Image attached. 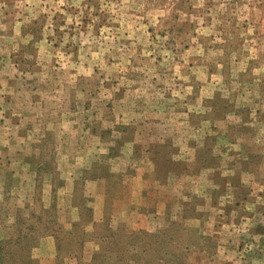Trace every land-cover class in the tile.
<instances>
[{
    "label": "rangeland",
    "instance_id": "obj_1",
    "mask_svg": "<svg viewBox=\"0 0 264 264\" xmlns=\"http://www.w3.org/2000/svg\"><path fill=\"white\" fill-rule=\"evenodd\" d=\"M78 222L113 264H264V0H0V264H90Z\"/></svg>",
    "mask_w": 264,
    "mask_h": 264
},
{
    "label": "trees",
    "instance_id": "obj_2",
    "mask_svg": "<svg viewBox=\"0 0 264 264\" xmlns=\"http://www.w3.org/2000/svg\"><path fill=\"white\" fill-rule=\"evenodd\" d=\"M209 167V166H207ZM100 178H103V177H100ZM89 213H82V218H86V217H89V215L91 214L90 211H88ZM90 218V217H89ZM84 225L86 224H81V223H74L72 225V229L75 230V233L72 234L73 236H75L78 240H84L81 242L80 246H82V244H84V242L86 241V238L88 236H91L93 237V240L97 242L98 244V249L94 252V255H93V258H92V261L90 264H113V261H111L110 257H108V250L105 248V244H104V241L103 239H101V235L100 234H97V231L96 233H93V234H90L88 235V233L84 232ZM109 228V227H108ZM107 233H109V230L107 229L106 230ZM116 234V233H115ZM70 235V233L68 234ZM114 235V234H113ZM86 237V238H85ZM106 237V241H113L115 244H119V241L118 240H111L112 239V236L109 235V236H105ZM60 239H58L59 241ZM38 242V241H36ZM61 244V241L58 245ZM19 247H16V249H18ZM59 248L61 249V245L59 246ZM119 250H123L122 248L119 249ZM136 264H143L141 261H137Z\"/></svg>",
    "mask_w": 264,
    "mask_h": 264
},
{
    "label": "crops",
    "instance_id": "obj_3",
    "mask_svg": "<svg viewBox=\"0 0 264 264\" xmlns=\"http://www.w3.org/2000/svg\"><path fill=\"white\" fill-rule=\"evenodd\" d=\"M133 146H135V145H133L132 143H126L125 145H124V147L122 148V151H120V153H121V155L119 154V156H120V158H127V159H129V160H132V158H133V152L134 153H136V152H139V151H141V148H134ZM135 155V154H134ZM118 159V158H117ZM154 172H155V175H156V169L154 170ZM105 178V177H104ZM104 178H99V180H98V182L100 183V182H106V183H108V181L106 180V179H104ZM156 181V180H155ZM158 182V180L156 181V182H154V183H151V184H155V183H157ZM145 194V193H144ZM108 198V197H107ZM103 199H104V203H105V201H106V197L104 198V195H103ZM121 201H122V198L120 199ZM108 201V200H107ZM115 204H117V201H113V205H114V207H115ZM117 209V208H116Z\"/></svg>",
    "mask_w": 264,
    "mask_h": 264
}]
</instances>
